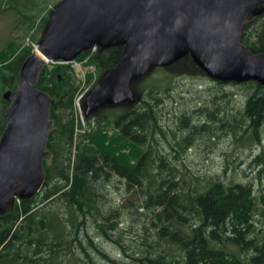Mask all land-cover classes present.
Returning a JSON list of instances; mask_svg holds the SVG:
<instances>
[{
    "label": "trees",
    "instance_id": "16d2710c",
    "mask_svg": "<svg viewBox=\"0 0 264 264\" xmlns=\"http://www.w3.org/2000/svg\"><path fill=\"white\" fill-rule=\"evenodd\" d=\"M21 1L28 10L34 0ZM50 17L41 19V33ZM35 25L31 21L23 36ZM31 38L38 43L41 36ZM241 43L264 54V14L248 23ZM122 51L97 48L76 60H89L100 81L116 67ZM32 52L33 45L22 47L15 40L0 52V138L9 107L6 96L17 89ZM49 65L39 79V89L51 99L52 129L42 161L45 179L36 196L16 198L0 215V264H264V241L251 238L260 200L253 185L213 177L204 184L196 177L193 184L159 146L168 143L178 160L194 138L210 135L209 122H221V128L229 127L246 145H261L263 86L214 81L246 89L240 118H227L226 110L219 109L232 101L231 94L219 91L210 102L215 109L199 102L192 113L167 112L177 130L187 133L180 141L165 119L166 101L175 100V78L184 75L180 71L207 77L189 57L133 81V100L86 114V126L76 118L82 80L70 64ZM83 108L86 113L85 102ZM194 115L208 122L196 126ZM125 148L130 154L122 153ZM256 162L264 164V152ZM114 184L130 198H109L106 189Z\"/></svg>",
    "mask_w": 264,
    "mask_h": 264
},
{
    "label": "water",
    "instance_id": "95a60500",
    "mask_svg": "<svg viewBox=\"0 0 264 264\" xmlns=\"http://www.w3.org/2000/svg\"><path fill=\"white\" fill-rule=\"evenodd\" d=\"M262 14L264 0H64L23 63L17 89L6 96L0 215L16 198L36 196L44 183L51 99L39 79L48 63H71L94 47L122 48L116 67L84 98L87 116L133 100V81L186 57L213 81L264 87V54L241 43L248 23Z\"/></svg>",
    "mask_w": 264,
    "mask_h": 264
},
{
    "label": "rangeland",
    "instance_id": "374dc122",
    "mask_svg": "<svg viewBox=\"0 0 264 264\" xmlns=\"http://www.w3.org/2000/svg\"><path fill=\"white\" fill-rule=\"evenodd\" d=\"M63 1L34 0L31 1L32 3H28L27 10L23 8L21 0H14L11 4L8 0H0V52L11 40H15L22 47L34 44L33 50H35L38 43L32 42L31 36L42 35L40 31L41 19L44 20L48 15H52L55 8ZM31 16H33V19H31ZM31 21H36L34 29L29 35L23 36L25 29L31 25ZM88 61L78 62L75 60V62L70 63L78 79L83 82L81 85L83 91L93 82L95 77L98 78L96 68L90 65ZM47 65L51 66L53 64L48 63ZM180 72L184 75L175 78V100H168L165 105L167 126L176 133L178 140L182 141L187 133L183 130H177V124L167 112L188 110L192 113L191 111L199 107V102H205L207 106L211 105V109H215L210 102L218 91L222 93L227 92L232 95V101L227 102V105H221L219 109L221 111L223 109L226 110L227 118H230L233 114L240 118V112L244 107V100L247 94L246 89L233 85L218 86L217 83L208 77L202 79L199 76L185 74L183 71ZM89 76H92L90 80H88ZM153 76L160 78L163 75L159 77L157 74H154ZM224 116L222 112L219 114L221 118ZM77 117L81 119L82 125L86 126V113L83 103L77 104L76 102ZM192 122L196 126H201L206 124L208 120L206 117L194 115ZM209 124L212 127L210 135L207 134L194 138L192 144L186 149L185 153H181V157L178 160L176 159L178 155H174L175 151L169 147L168 143L161 141L159 145L160 149L163 154L168 155L169 161L178 164L182 172L181 175H184L193 184L196 183V177L200 178V183L202 184L212 177L218 178L224 183L231 181L241 184L251 183L255 188L256 195L260 199L259 211L254 221L255 231L251 238L264 241V203L261 201V196L264 195V164L256 162L258 156L264 152V125L261 130V145L249 146L240 142L238 140L240 135L235 137L229 127L221 128V122H209ZM78 125L79 121L77 122ZM77 126L76 128L78 129ZM170 137L172 138L173 136L170 134ZM171 138L169 142L174 144ZM122 153L130 154L129 148L122 150ZM129 159L133 160L131 157ZM184 166H187L188 169L185 170ZM106 190L109 198H130V196L121 195L119 190L116 189L115 184Z\"/></svg>",
    "mask_w": 264,
    "mask_h": 264
},
{
    "label": "built area",
    "instance_id": "2783aa9c",
    "mask_svg": "<svg viewBox=\"0 0 264 264\" xmlns=\"http://www.w3.org/2000/svg\"><path fill=\"white\" fill-rule=\"evenodd\" d=\"M34 46V44H32ZM37 47V46H36ZM97 50V47H94L92 49V52H95ZM51 64L55 65V64H60V65H65L68 63L62 62V61H52L50 62ZM97 77L94 78L93 82L83 91L81 89L80 94L78 95L76 102L77 104L81 103V101L92 91V89L94 88L95 84L97 83Z\"/></svg>",
    "mask_w": 264,
    "mask_h": 264
}]
</instances>
